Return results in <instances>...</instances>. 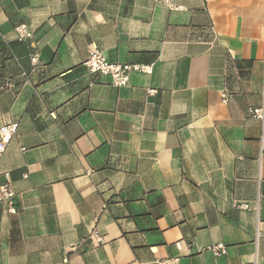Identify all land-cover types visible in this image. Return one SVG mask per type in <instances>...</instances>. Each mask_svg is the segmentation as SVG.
<instances>
[{"label":"crops","instance_id":"1","mask_svg":"<svg viewBox=\"0 0 264 264\" xmlns=\"http://www.w3.org/2000/svg\"><path fill=\"white\" fill-rule=\"evenodd\" d=\"M175 2L0 0V264H264V0ZM94 45L153 71L115 87Z\"/></svg>","mask_w":264,"mask_h":264},{"label":"built area","instance_id":"2","mask_svg":"<svg viewBox=\"0 0 264 264\" xmlns=\"http://www.w3.org/2000/svg\"><path fill=\"white\" fill-rule=\"evenodd\" d=\"M60 1V0H54ZM165 4L171 10H182L184 6L179 5L175 0H156ZM15 30L18 35V40L24 41L26 39L32 38L34 33L30 31L26 24H19L15 27ZM31 62L33 65L38 64L39 62V53L35 52L31 55ZM84 64L87 68L98 74L106 75L110 78L111 83L115 87L126 86L129 82V74L132 71H140L144 73H152L153 65L151 64H137V63H119L112 62L108 60L103 51L96 45L90 48L88 57L85 60ZM14 85L12 83H1L0 91L4 88H12ZM154 92V90H151ZM223 101L227 102L228 93H223ZM249 113L252 117L259 119L264 125V105L258 108H250ZM18 123L10 122L5 123L0 126V158L3 153L6 151L7 147L11 143L13 137L17 133ZM261 145V156L264 155V131L260 138ZM4 181L0 180V203H6L8 212L11 214H16L18 212L16 206V193L12 186V178L10 172H4ZM24 176H27L26 174ZM260 199V198H259ZM259 202V200H258ZM244 208H248L249 205H242ZM258 208V206H257ZM91 238L99 243L103 244L105 242V236L99 231V229L94 226L90 232ZM74 247V245H73ZM216 256H221L226 253V245L224 243H213L206 247ZM157 264H178L179 256L166 257L156 260Z\"/></svg>","mask_w":264,"mask_h":264}]
</instances>
